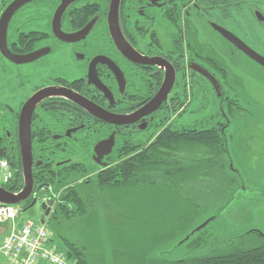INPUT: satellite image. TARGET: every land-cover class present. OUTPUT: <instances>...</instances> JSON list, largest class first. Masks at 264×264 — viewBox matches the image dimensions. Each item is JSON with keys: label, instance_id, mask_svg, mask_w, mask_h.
I'll use <instances>...</instances> for the list:
<instances>
[{"label": "flooded vegetation", "instance_id": "af4514ba", "mask_svg": "<svg viewBox=\"0 0 264 264\" xmlns=\"http://www.w3.org/2000/svg\"><path fill=\"white\" fill-rule=\"evenodd\" d=\"M202 1L0 0V157L19 160L22 171L19 150L21 115L29 100L42 91V96L30 106L31 171L39 163L38 157H33L34 146L38 143L57 145L50 159L53 165L72 160L73 135L81 129H86L83 134L89 136L92 144L85 155L90 163L97 165V169L104 168L113 150L121 144L147 141L159 123V119L155 121L159 111L178 106L179 100L172 101L178 93L170 94L179 86V93H185L191 100H194L191 92L199 85L209 86L211 93L219 97V102L215 101L217 108L227 105L218 78L205 68L202 61L190 59L185 34L191 32L197 36L196 21L203 19L208 27L211 23L217 24L248 44L227 27L225 22L232 20L230 11L224 16L214 5L207 10ZM241 1L231 7V11L241 15L242 9L250 8L254 18L264 25V17L256 15L262 12L248 6V0ZM216 12L220 20L212 18ZM211 29L215 31L213 27ZM158 32L169 36L170 49L162 48ZM175 39L184 44L182 58L174 50ZM225 41L232 49L241 52ZM120 43L131 47L140 56L155 58V63L131 61L122 53ZM190 45L197 50L195 37L190 39ZM163 61L173 67L174 82L166 100L154 111L142 115L140 108L156 94L165 78L166 70L160 65ZM109 64L115 65L121 75L116 76ZM195 65L215 78V86L193 68ZM90 70H94L106 91L89 79ZM10 87L13 90L8 92ZM70 92L91 100L107 113L121 116L117 120L119 123L100 120L79 106L74 107L73 102L63 96ZM227 116H222L224 122H214V125L216 122L221 125V131L229 125ZM140 131L146 134L141 136ZM110 136L113 137L110 153L103 155L104 151L99 150V162L96 161L98 156L93 151L94 145ZM34 199L35 204L30 206ZM49 200H52L51 204L42 207L43 202ZM54 203L45 189L33 184L29 196L18 203L19 215L37 208V216L31 215L36 221L47 223Z\"/></svg>", "mask_w": 264, "mask_h": 264}, {"label": "rangeland", "instance_id": "374dc122", "mask_svg": "<svg viewBox=\"0 0 264 264\" xmlns=\"http://www.w3.org/2000/svg\"><path fill=\"white\" fill-rule=\"evenodd\" d=\"M253 6L264 17V0ZM242 11L241 15L230 11L232 20L225 23L264 56V25L254 18L250 8ZM212 18L220 20L217 12ZM196 22L198 34L194 36L198 52L195 57L220 81L225 106L229 109L224 106L221 116L216 115L217 102L212 94L206 99L199 94L196 98L194 95V100L186 99L184 104L176 106L171 119L184 126L209 128L217 120L224 122L222 116L228 115L229 125L224 130L232 170L226 167L221 176L213 174L216 179L210 178L211 187L210 183L204 185L208 192L202 204L208 207L199 206L196 214H191L189 204L175 193L176 190L156 182L146 186L104 187L92 207L86 204L82 216L53 223L50 227L46 225L56 251L63 254L62 239H67L86 251L90 264H135L134 260L139 258L136 254L141 260L148 256L178 259L194 254L180 243L188 238V232L203 223L206 224L192 235V240L205 242L204 253L250 230L264 234V68L232 49L203 19ZM158 38L163 49L171 48L167 34L158 32ZM10 89L8 92L13 90ZM179 92L181 86L170 95ZM139 134L143 136L146 132ZM192 149L194 156L205 155L199 146ZM75 154L77 160L91 162L85 151L76 149ZM232 171L240 176L241 188H232L229 180ZM87 192L83 187L78 190L84 200ZM31 213L37 216L38 209L19 215L15 227L27 221L36 222ZM3 236L0 233V242ZM147 251L148 256L144 257ZM3 261L0 254V264Z\"/></svg>", "mask_w": 264, "mask_h": 264}, {"label": "trees", "instance_id": "16d2710c", "mask_svg": "<svg viewBox=\"0 0 264 264\" xmlns=\"http://www.w3.org/2000/svg\"><path fill=\"white\" fill-rule=\"evenodd\" d=\"M257 1L259 0H248L247 5L255 7L253 4ZM202 3L207 10L210 9L211 5H214L225 16V12L230 13L228 11H231V7H236L242 1L211 0L210 3V0H204ZM214 7L211 6V8ZM188 26L189 24L186 23L187 31H189ZM194 35L195 33L191 32L185 34V47L190 50L189 55L192 60L197 59L195 54L198 52L192 49L190 45V39L194 38ZM183 45L180 44L179 40H174V50L180 58L183 57ZM178 67H180V63ZM195 75L197 76V74ZM211 91L212 89L209 86L199 85L191 92L192 98H194V95L196 97V95L201 94L203 95L202 99H206L212 94ZM212 96L214 101L219 102L216 93ZM187 97L185 93H178L177 96L172 98V101L179 100L177 104L181 105L186 102ZM72 105L77 107L74 103ZM217 105L216 115L221 116V110L224 111L225 105H221V109L217 108ZM175 110V107H171L159 111L155 117V121L159 119V123L155 128V132L147 141H139L137 144H134V142L121 144L119 148L113 150L108 163L101 169H97V165L93 163L77 160L76 149H81L87 153L92 146L89 136L83 134L86 129H81L73 135L72 160L59 166L53 165L50 160L57 145L36 144L33 149V157H38L39 163L31 171L33 184L35 187L38 185L45 189L55 201L47 226L50 227L53 223H63L67 219L82 216L86 204L88 206L90 203L92 207L91 204L97 199L98 192L107 186H146L155 185L156 182L172 188L174 192L176 190L175 193H178V196L189 204L192 210L191 214H196L200 207L207 208L208 206L202 204V200L207 198L206 193L208 192V188L204 185L210 183L209 187H211L210 178L216 179L213 177L214 173L221 176L226 167L231 168L226 148L225 130L221 131V125L218 124L209 128L196 127L197 125H180V123L171 119V114ZM211 116L213 118V114ZM152 137L153 139L150 141ZM74 139H77V141ZM197 146L204 150V156L198 157L192 154V147ZM5 158L14 168L13 178L5 185V188L9 192H17L23 185L20 162L11 157ZM229 180L232 188L242 187L240 176L236 172H231ZM218 186L220 187V182ZM81 187L88 191L85 197L86 200L78 193ZM200 194L202 195L201 198L199 197ZM214 218L215 215L211 217V219ZM53 233L57 235V233ZM195 233L196 231L193 233L188 232L186 234L188 238L183 239V242L180 243L184 244L187 250L193 251L194 254L178 259H160L148 256L149 251H147L143 254L144 257L148 256L147 259L142 258L141 260L140 256L136 254L135 257L139 258L135 259L134 257V263L264 264V234L261 232L250 230L235 235L229 241L218 243L219 245L216 248L205 253L202 252L203 243L205 242L200 239L192 240V235L194 236ZM62 241L65 248L63 255L66 259L72 260L73 264H90L85 250L67 241V239H62Z\"/></svg>", "mask_w": 264, "mask_h": 264}, {"label": "water", "instance_id": "95a60500", "mask_svg": "<svg viewBox=\"0 0 264 264\" xmlns=\"http://www.w3.org/2000/svg\"><path fill=\"white\" fill-rule=\"evenodd\" d=\"M256 15L263 18L262 14L260 13H256ZM211 27H213V29L218 34H220L225 40H227L234 47L240 50L244 55H246L248 58H250L255 63H257L258 65L264 68V56L254 51L252 48L246 45L241 39H239L236 35L228 31L227 29L217 24H214V23H211ZM120 44L122 45L121 46L122 53L127 58H129L131 61L140 63V64L155 63L154 62L155 58H147V57L140 56V54L136 52L134 49H132L131 47L127 48V46H124L122 43ZM160 65L163 66L166 70L165 78L159 90L156 92V94L145 105H143L140 108L139 113L142 115H145L149 112L154 111L161 104V102L166 100L168 92L171 89L172 84L174 82L175 71L173 67L167 61H163ZM108 66L111 68V71L116 74V76H118L119 74L121 75L120 70L116 68L115 65L109 64ZM193 68L196 71H198L200 74L208 78L209 81L215 86L216 80L210 73H208V71H206L204 68H202L199 65L197 66L195 65L193 66ZM90 78L92 81L95 82L97 86L100 87L102 91H106L105 87L100 83L99 79H97V77L95 76L94 70L89 71V79ZM218 89L219 88L216 89L217 95H219ZM42 93L43 91L41 93L36 94L29 100V102L25 106L24 113L21 115L20 127H19V150H20V157H21V164H22V171H21L22 178H23L22 188L18 192L12 193L0 187V203L1 204H18L19 202L27 198L32 190L33 180H32V173H31L32 155H31V139H30V109H31L30 106L36 100H38L40 96H42ZM70 93L71 94H64L63 96L65 98L70 99L74 104H76L83 110L87 111L88 113L92 114L93 116L97 117L100 120L115 123V124L119 123V121L117 120L121 116H114L110 113H107L101 107L93 103L91 100L86 99L74 92H70ZM56 95H60V93H57ZM112 147H113V137L112 136H110L106 140L97 142L93 148V151L95 152L96 156H98L96 158V161L99 162V155H100L99 150H103L104 151L103 155L105 154L107 155L110 153ZM35 202L36 200L34 199L31 202L30 206H33ZM51 202L52 200H49L46 203L43 202L42 207L45 205L51 204ZM24 211L25 210H22V212ZM43 221L44 220H40L41 223ZM205 224L206 223H203L202 225L194 229L191 233L199 230Z\"/></svg>", "mask_w": 264, "mask_h": 264}, {"label": "built area", "instance_id": "2783aa9c", "mask_svg": "<svg viewBox=\"0 0 264 264\" xmlns=\"http://www.w3.org/2000/svg\"><path fill=\"white\" fill-rule=\"evenodd\" d=\"M14 168L6 158H0V185L5 186L13 178ZM18 208L12 204H0V224L11 228L0 243V254L5 264H73L50 244L51 237L45 225L31 221L15 227Z\"/></svg>", "mask_w": 264, "mask_h": 264}, {"label": "crops", "instance_id": "0c3cea01", "mask_svg": "<svg viewBox=\"0 0 264 264\" xmlns=\"http://www.w3.org/2000/svg\"><path fill=\"white\" fill-rule=\"evenodd\" d=\"M9 224H1L0 225V233L4 234L8 230ZM1 264H5V261H3Z\"/></svg>", "mask_w": 264, "mask_h": 264}]
</instances>
